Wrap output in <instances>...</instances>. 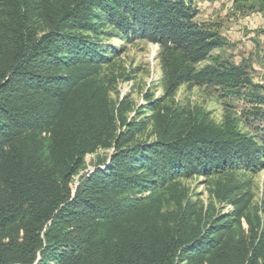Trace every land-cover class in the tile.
Listing matches in <instances>:
<instances>
[{"label": "trees", "instance_id": "obj_1", "mask_svg": "<svg viewBox=\"0 0 264 264\" xmlns=\"http://www.w3.org/2000/svg\"><path fill=\"white\" fill-rule=\"evenodd\" d=\"M196 2L0 0V264H264V203L241 180L264 171V128L175 100L204 87L264 123L262 85L211 55L224 39L195 22ZM231 4L264 13V0ZM103 38L159 48L163 96L129 120L109 99L117 51ZM194 177L232 210L198 208Z\"/></svg>", "mask_w": 264, "mask_h": 264}, {"label": "rangeland", "instance_id": "obj_2", "mask_svg": "<svg viewBox=\"0 0 264 264\" xmlns=\"http://www.w3.org/2000/svg\"><path fill=\"white\" fill-rule=\"evenodd\" d=\"M196 5L199 11L195 22L216 25L224 39V45L214 50L211 55L221 56L231 63L243 65L249 76L262 85L260 95L264 98V13L238 10L231 4V0H197ZM102 44L117 51L114 55L110 54L109 62L103 64L102 68L109 88V99L115 105L121 101L127 103L129 112L125 114V118L129 120L136 111L145 107L147 95L148 98L154 99L163 96L159 48L155 44L145 43L139 39L127 42L103 38ZM208 62L205 61L201 65ZM213 94L211 89L204 87H194L191 90L182 87L175 100L181 106L195 107L208 112L209 117L217 123L228 115L237 120L239 128L244 133L262 134L264 128L262 121H254L251 117L248 122L245 121L250 106L243 100L215 101ZM140 138L144 140L146 135ZM98 153L105 156L111 154L112 150L102 149ZM93 160L92 155L85 157L87 169L82 173L92 170ZM206 179L194 177L183 181L189 190L188 196L209 216L229 213L232 207L218 203L211 196V183ZM241 180L249 186L252 203L262 205L264 171L254 175L245 174Z\"/></svg>", "mask_w": 264, "mask_h": 264}]
</instances>
